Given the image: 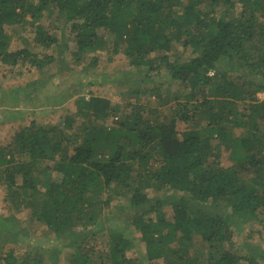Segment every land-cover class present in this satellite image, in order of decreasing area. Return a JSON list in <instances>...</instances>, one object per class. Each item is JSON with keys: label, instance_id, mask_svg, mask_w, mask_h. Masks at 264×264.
I'll list each match as a JSON object with an SVG mask.
<instances>
[{"label": "trees", "instance_id": "1", "mask_svg": "<svg viewBox=\"0 0 264 264\" xmlns=\"http://www.w3.org/2000/svg\"><path fill=\"white\" fill-rule=\"evenodd\" d=\"M47 11L65 16L59 26L75 41L76 61L111 42L136 69H146L145 81L166 72L185 85L186 101L172 117L153 121L146 104L130 101L131 112L123 114L120 104L93 94L76 100L80 126L74 116L64 125L33 120L0 147L8 197L69 240L67 264H146L128 254L135 246L128 228L111 227L98 248L114 192L128 196L121 220L141 233L146 261L264 264V248L235 250L231 223H264V100L256 95L264 91V0H0V62L42 68L55 59L12 49L6 29L32 23L38 44H58V34L41 22ZM222 62L229 68H219ZM112 115V125L97 123ZM179 120L191 126L180 131ZM236 127L246 131L238 135ZM224 145L233 159L228 166L219 158ZM150 189L161 195L150 196ZM13 240L0 232V264H46L42 253L4 250Z\"/></svg>", "mask_w": 264, "mask_h": 264}, {"label": "rangeland", "instance_id": "2", "mask_svg": "<svg viewBox=\"0 0 264 264\" xmlns=\"http://www.w3.org/2000/svg\"><path fill=\"white\" fill-rule=\"evenodd\" d=\"M237 7L235 15H239L242 10L241 4ZM64 21L65 16L58 11H47L43 16L41 20L43 25L48 31L58 34L60 41L48 47L36 42L33 32L35 26L32 23L6 25L12 49L28 47L41 57L49 54L55 59L42 68L31 66L28 62L17 65L0 62V147L6 146L16 132L30 125L33 120L44 125H64L66 117L74 116L73 124L80 126L84 119L76 116L78 110L76 100L84 96L90 97L94 94L106 97L112 104H120L123 114L131 112L127 105L130 101L146 104L147 110L153 112L151 113L153 121L166 116L172 117L173 109L179 105L178 102L186 101L183 89L185 85L180 86L177 80L171 82L166 72L161 76L156 75L152 81H145L146 69H136L124 53L114 51L111 42L90 52L93 57L85 56L80 62L76 61L75 41L67 29L63 34V28L59 26L63 25ZM178 55L180 52H177L173 59ZM188 57L190 54L187 53L178 59L183 61ZM219 68H229L228 62L227 64L222 62ZM236 70L247 75L244 69ZM138 88L142 90L138 91ZM256 95L264 100V91H258ZM115 120L116 116L112 115L106 122L97 120V123L112 125ZM190 126L179 120L180 131ZM245 131L244 127L235 128L238 135L244 134ZM225 147L222 146L219 158L222 165L228 166L233 163V159ZM0 151L5 150L0 148ZM19 178L21 179L18 177V180ZM8 193L7 187L0 183V232L15 240L6 244L4 250L13 249L18 254L32 250L42 253L46 264H53L55 261L57 264H67L73 251L69 240L57 237L58 234L50 231L46 224L31 219L29 209H19L16 199L8 197ZM111 195L114 199L104 209L105 215L102 220L105 222L103 226L105 228L97 236L98 248L106 246L108 229L124 227L128 228L126 232L135 239L134 248L128 252L130 256L137 257L146 264H165L162 259L153 263L146 261L147 252L141 233L136 231L132 224L121 220L122 213L119 209L129 204L128 196L115 192L110 194V197ZM149 195H161V191L150 189ZM228 210L229 206L224 205V213ZM163 212L168 219L173 218V207L170 204L163 206ZM231 223L234 227L232 244L237 252L246 255L252 253L256 247L264 248L263 222L259 219L244 221V218L237 217Z\"/></svg>", "mask_w": 264, "mask_h": 264}]
</instances>
